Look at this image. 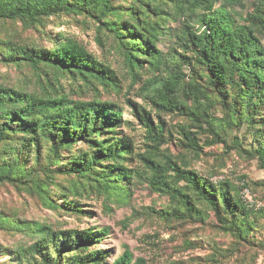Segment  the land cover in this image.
<instances>
[{"label": "trees", "instance_id": "obj_1", "mask_svg": "<svg viewBox=\"0 0 264 264\" xmlns=\"http://www.w3.org/2000/svg\"><path fill=\"white\" fill-rule=\"evenodd\" d=\"M216 2L218 6H214ZM241 3L242 0H0V21H20L25 27L36 28L50 16L92 18L99 25L98 32L105 34L111 48L121 56L130 87L151 73L141 91L156 111L178 110L177 96L182 92L194 103L191 121L200 129L204 125L211 134L206 143L225 144L222 128L207 114L206 88L220 93L221 103L232 113L228 122L245 120L252 126L257 106L264 104V46L257 37L258 33L264 35V0H256L244 23L238 24L227 8ZM199 9L203 12L197 14ZM180 15L195 18L201 29L185 21L178 36L181 50L163 55L157 42L166 30L165 21ZM150 17L154 19L150 21ZM52 42L45 47L10 38L0 40V61L15 68L27 66L32 85L27 90L26 85L0 84V183L27 185L44 203L55 207L48 185L54 175L71 177L67 192L72 198L81 196V191H94L105 200L117 201L128 196V187L121 181H129L133 174L146 175L150 187L167 194L173 204L170 212L164 211L167 215L203 220L211 211L227 226V222L234 223L236 215L245 216L251 211L252 205L240 194L246 184L237 187L226 178L211 181L186 164L181 166L167 156L158 158L164 141L163 123L153 124L149 112L125 98L149 141L147 149L136 154L143 169L139 172L129 168L134 154L132 144L116 132L121 124V107L113 100L100 99L99 92L101 86L108 93H118L119 75L72 37L58 32ZM178 61L203 71L205 86L197 81L182 84ZM227 87L232 92L225 90ZM89 91L93 95L82 98ZM223 92L229 94L232 103L222 97ZM236 104L239 108H235ZM184 137L197 155L194 133ZM252 156L264 169V141L254 148ZM179 182L182 184L177 186ZM57 193L64 197L66 209L77 207L76 199L66 200L63 191ZM0 228L33 236L29 245L18 246L13 252L24 264H101L105 259L106 252L92 245L107 236L106 227L53 229L48 224L5 217L0 212ZM110 264L146 262L142 257L131 261V254L124 250Z\"/></svg>", "mask_w": 264, "mask_h": 264}, {"label": "rangeland", "instance_id": "obj_2", "mask_svg": "<svg viewBox=\"0 0 264 264\" xmlns=\"http://www.w3.org/2000/svg\"><path fill=\"white\" fill-rule=\"evenodd\" d=\"M255 2L242 0L240 6L227 10L238 24H242ZM165 6L171 9L170 4ZM214 6H218V3ZM196 12L200 14L203 11L199 9ZM153 19L149 18L150 21ZM185 21L201 29L195 18L184 15L175 19L168 18L165 21L166 30L157 42L163 55L169 56L173 50H181L178 36ZM97 27L98 23L92 18L66 14L50 16L43 21L42 27L36 28L25 27L20 21H0V40L10 38L21 44L48 47L60 32L80 42L94 57L108 63L119 75L121 89L118 93H108L101 86L99 92L100 99L113 100L121 107V124L116 127V132L132 144L134 154L128 164L129 168L139 172L143 169L136 154L143 153L149 141L145 139L144 128L125 104V98H130L149 112L153 124L163 123L164 141L156 155L158 158L167 156L181 166L186 164L211 181L226 178L237 187L246 184L240 194L247 204L252 205L251 211L245 216L236 215L234 223L227 222V226L220 223L211 211L205 212L203 220L167 215L164 211L170 212L173 208L168 195L154 191L146 175L138 177L134 174L129 181H121L128 187V196L123 200H105L94 191H81V196L72 198L67 192L71 177L57 174L48 184L55 207L44 203L37 192L29 190L27 185L18 182L0 183L1 214L19 221L48 224L53 229L106 227L107 236L100 243L92 245V248L106 252L101 264H110L124 250L131 254V261L142 257L146 264H264V169L259 166L257 158L252 156L254 148L260 141H264V104L257 106L252 126L245 120L239 123L228 122L232 113L221 103L220 93L207 87V114L222 128L221 133L225 139V144L208 145L206 141L211 138L210 132L204 129V125L202 129L198 128L190 119L191 113L195 111L192 100L181 92L177 96L180 104L178 110L166 113L156 111L146 93L141 91L146 77L152 74L143 75L140 81L130 87L121 56L111 48L109 39L105 38L102 31L98 32ZM257 37L264 46L263 33H258ZM179 67L183 74L182 84L197 81L205 86L203 71L196 65L190 67L182 63ZM30 78L31 72L27 66L15 68L0 61V84L26 85L27 90H30ZM217 88L223 90L220 86ZM225 90L232 92L228 87ZM92 95V91L85 92L82 98ZM221 95L232 103L229 94L223 92ZM235 108H239V105L236 104ZM188 132L194 133L197 139V155L184 137ZM77 145L81 146L82 143ZM181 184L179 182L177 186ZM57 190L63 191L66 200L76 199L77 207L66 209L65 199L57 195ZM32 240L33 236L29 234L0 228V264H24L13 252L16 247L27 246Z\"/></svg>", "mask_w": 264, "mask_h": 264}]
</instances>
